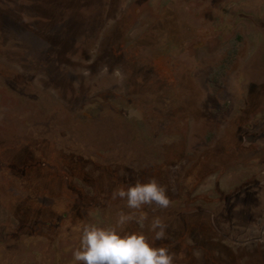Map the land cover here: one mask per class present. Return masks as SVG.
I'll return each instance as SVG.
<instances>
[{
  "label": "rangeland",
  "instance_id": "374dc122",
  "mask_svg": "<svg viewBox=\"0 0 264 264\" xmlns=\"http://www.w3.org/2000/svg\"><path fill=\"white\" fill-rule=\"evenodd\" d=\"M258 119L264 0H0V264H73L153 177L172 203L128 230L160 217L176 264H264Z\"/></svg>",
  "mask_w": 264,
  "mask_h": 264
},
{
  "label": "clouds",
  "instance_id": "9594fccd",
  "mask_svg": "<svg viewBox=\"0 0 264 264\" xmlns=\"http://www.w3.org/2000/svg\"><path fill=\"white\" fill-rule=\"evenodd\" d=\"M112 200L125 201L126 208L116 215L111 225L90 223L80 233L79 247L72 250L73 264H176L177 256L156 241L167 237V224L154 217L148 224L151 239L143 231L128 230L133 222L143 228L148 216L145 206L166 209L172 203L168 189L155 177L137 180L135 183L117 187L111 193ZM137 213H139L137 215ZM197 258L198 252L193 253Z\"/></svg>",
  "mask_w": 264,
  "mask_h": 264
},
{
  "label": "flooded vegetation",
  "instance_id": "af4514ba",
  "mask_svg": "<svg viewBox=\"0 0 264 264\" xmlns=\"http://www.w3.org/2000/svg\"><path fill=\"white\" fill-rule=\"evenodd\" d=\"M252 131L247 129L248 132L254 133V141L264 140V120L258 119L257 121H253L252 123Z\"/></svg>",
  "mask_w": 264,
  "mask_h": 264
}]
</instances>
